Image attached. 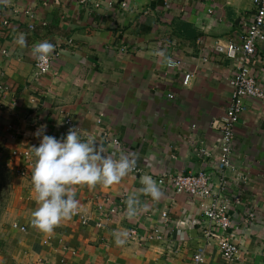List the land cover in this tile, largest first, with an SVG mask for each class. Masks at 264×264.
I'll list each match as a JSON object with an SVG mask.
<instances>
[{"label":"crops","instance_id":"obj_1","mask_svg":"<svg viewBox=\"0 0 264 264\" xmlns=\"http://www.w3.org/2000/svg\"><path fill=\"white\" fill-rule=\"evenodd\" d=\"M97 1L99 8L78 0H0V15L10 23L0 27V161L19 180L21 198L13 225L0 234V264H194L198 249L206 252L203 264H228L204 238L201 200L159 186L163 195L154 201L138 191L140 174L111 187H77L79 214L52 235L31 225L35 157L24 154L39 146L42 137L34 133L41 125L59 140L71 117L81 135L106 130L120 139L122 154L144 175L208 170L216 185L220 132L214 123L230 104L229 82L245 63L264 87V43L246 61L215 51L218 43H241L255 12L252 0H116L113 7ZM20 33L27 38L23 49L14 42ZM45 40L60 56L51 73L37 78L31 49ZM171 60L180 66L169 68ZM187 73L193 75L188 88ZM245 107L226 172L232 234L241 249L233 264H264V103L249 98ZM200 149L212 158L200 157ZM130 195L142 209L135 217L121 203ZM131 229L138 233L134 241L126 239Z\"/></svg>","mask_w":264,"mask_h":264},{"label":"built area","instance_id":"obj_2","mask_svg":"<svg viewBox=\"0 0 264 264\" xmlns=\"http://www.w3.org/2000/svg\"><path fill=\"white\" fill-rule=\"evenodd\" d=\"M116 0H109L108 6L113 7ZM164 4H167L169 0H162ZM255 12L253 13L249 25L245 31V34L241 38V43L236 44L230 42L228 44L218 43L215 46V51L224 55L226 58L232 60L236 59L238 55H241L246 61L251 57H254L259 45L264 43V0H252ZM78 4L81 6L93 5L96 8L100 7V3L97 0H78ZM125 6V3L122 5ZM26 15L30 20H34L35 15L32 11H27ZM9 21L0 15V27H8ZM30 29L34 27L31 25ZM59 51H55L49 58L47 64L38 65L35 63V74L37 78H42L52 72L55 61L59 58ZM181 62L169 61V68H176L180 66ZM193 80V75L187 73L183 76V86L188 88ZM231 87V101L225 112V114L214 123V126L218 128L220 132V138L218 143L219 156L217 158V164L215 169L218 173V182L215 185L214 175L211 171L201 170L197 173H162L157 178H153L158 186H166L176 190L179 193H185L192 199L201 200L200 204V219L207 223V229L204 231V238L208 243H214L218 246L219 252L223 260L228 264H233L241 261V249L239 244L234 241L232 234L233 222L230 216L231 202L225 197V192L228 188V180L226 178V172L232 168V154L234 151L235 143V124L244 113L246 99H257L264 103V87H262L254 75L251 73L248 66L243 63L235 72L233 78L230 80ZM171 98V96H169ZM105 118V114L101 113L97 118V125L101 127ZM79 128L75 125L71 117H66L64 120V129L60 131L59 137L66 138L69 129ZM80 130V129H79ZM81 134V130H80ZM92 137L95 140L97 146L104 149V154L107 156H113L119 158L122 154V142L120 139L111 136L106 130H100V133H93L87 135H81L82 139ZM108 147H111V152L106 151ZM14 155H17L15 153ZM28 159L32 156L31 152L24 154ZM199 156L205 159L212 158V153L206 149H200ZM133 175H144V172L136 165L135 169L130 172ZM127 200V199H126ZM126 200H122L121 203L127 210ZM236 204H240V200H235ZM113 213L116 211L113 210ZM79 214V213H77ZM135 217V216H134ZM249 219L252 221L255 217L254 213L248 214ZM84 223L87 222V218L81 217ZM192 220L189 222L190 227H194L200 222ZM180 224H184L181 222ZM103 226L102 221L97 223V227ZM15 229L25 231L24 227H20L17 224L13 226ZM159 233L155 230V234ZM137 231L131 229L126 236L128 241H134L137 238ZM47 244V243H45ZM206 259V252L204 249H198L194 254L193 263L203 264Z\"/></svg>","mask_w":264,"mask_h":264},{"label":"clouds","instance_id":"obj_3","mask_svg":"<svg viewBox=\"0 0 264 264\" xmlns=\"http://www.w3.org/2000/svg\"><path fill=\"white\" fill-rule=\"evenodd\" d=\"M21 49L27 46V38L20 33L15 39ZM32 55L38 65L47 64L55 51L50 41L37 42L32 46ZM46 125H41L34 135L42 137L39 146H33L35 157L31 173V184L37 207L32 211L31 225L45 235H52L62 222L71 220L80 210L76 199L77 187L95 188L97 185L111 187L119 184L136 167L130 154L119 158L107 156L92 137L82 139L79 128L68 130L66 138L57 139L44 134ZM143 185L138 191L157 201L163 195L157 182L150 175L140 178ZM127 214L134 217L142 210L135 195L126 200ZM124 241L117 237L116 243Z\"/></svg>","mask_w":264,"mask_h":264},{"label":"rangeland","instance_id":"obj_4","mask_svg":"<svg viewBox=\"0 0 264 264\" xmlns=\"http://www.w3.org/2000/svg\"><path fill=\"white\" fill-rule=\"evenodd\" d=\"M18 187L16 175L0 161V234L11 227L15 220L17 204L21 202Z\"/></svg>","mask_w":264,"mask_h":264}]
</instances>
